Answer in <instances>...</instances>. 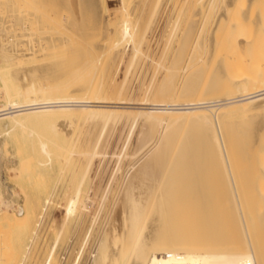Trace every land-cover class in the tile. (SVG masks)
<instances>
[{"label": "bare ground", "instance_id": "obj_1", "mask_svg": "<svg viewBox=\"0 0 264 264\" xmlns=\"http://www.w3.org/2000/svg\"><path fill=\"white\" fill-rule=\"evenodd\" d=\"M23 1L20 2L23 3ZM26 1L27 0H25V2ZM34 1L39 2L45 0ZM47 1L49 2V0ZM101 1L103 0H54V3L51 2L49 6L57 4V8L62 7L63 9L65 4L71 5L74 2V6H69L68 9L74 10L73 25L76 29L81 27L86 29L99 27L109 28V31L112 33L110 34L108 31L109 34L112 35V38H116L114 41H108V46L109 43L113 42V45H110L113 46V50L116 51V49L118 50L116 45L119 42L125 41L124 39L130 41L128 43L129 45L132 44L130 50L132 54L131 60L129 59V64L131 62L133 63V58L138 56L137 54L142 57L144 53L143 46L145 40H147V38L144 39V31L140 32L141 30H139L140 26L137 25V20L134 21L132 16L131 20V17L126 12L125 9L127 6L125 7L126 4L124 3L128 0H120V3L124 4L123 6L125 9L122 5L120 6L123 8H117L119 12L123 9L128 15L116 16L115 9H108L113 19L110 18V20L108 16V19H106V21L104 20L102 23L103 17H101V15L103 14H101ZM20 2L17 0H0V7L14 10L19 7ZM157 2L158 1L155 2L156 5ZM167 2H171L170 5L177 9V15L174 17L173 22L175 25L176 22L178 23L181 14L186 11L188 12V16H186L188 18V26L185 23L186 21L184 22L187 27V31L185 32L188 34L180 41L176 55L173 56L174 58L172 61L170 60L172 63L169 67L170 69H167L166 79L164 77L165 82H162L163 84L161 83L162 85H160L157 90L155 89L154 92L148 87V92L146 91L147 89H144L147 93H141L143 96L137 99V101L130 100V96L128 97L125 95L124 92L127 89L124 91L123 87L126 86L119 84L118 81L116 82L113 79L115 73L110 76L111 74L109 75L104 67L106 70L104 73L107 72V79H105V76L103 79L101 78L103 76L97 74L98 70H101V67L103 69V66H105L103 63L105 62L101 63L103 66H100V64L98 65L99 59H92L93 57L91 60L82 58L81 61V59H79L81 56L79 57L78 53L80 48H74V45L72 46L73 48L69 47L72 53L70 55L67 54L66 57L47 62H42L44 59L39 61L38 58L37 62L39 63L33 64L32 61H34V59L36 60V57L44 56L41 52L42 50L45 49L44 51H47V49H50L49 51L56 52L57 50L54 48L61 47L67 40V37L58 34H55L57 36L54 37L52 32H46L45 35L34 34V43L29 41V45L25 44L21 46V36L9 31L5 22L14 18L18 23L29 21V23L32 22V25L35 23L36 28H42L44 27V25L42 26L43 23H39L42 22V20L39 21L34 13H29L27 17L17 16L16 18L14 16H0V79L2 81L1 88L4 92V95H2L3 101H0V120L7 119L10 124H19L20 126L16 128H20L26 121L43 122V124L50 122L52 127L50 128L55 134H59V131H62L63 133L65 132V136L69 134L71 126L74 127L79 124L84 127L85 131H83V133H85V138H87L88 141L87 149L81 151L86 156V158L84 157L86 164L80 180V187L76 188L73 196L63 203V218L59 228H55L57 231H54V227L52 229L50 226L52 223H49V226H47V231H51L52 233L53 230L54 237L48 248L49 250L47 251L44 264H57L58 260L56 261L55 259L56 256L54 251L57 241L63 231L76 223L75 220L81 217L82 211L86 214V204L84 198H82L81 182L84 176L86 177L85 173L87 168L90 167V164H92L91 162L94 157L102 154V151L99 150V145L102 139L101 136L109 126L108 123L115 119L120 113H127V115L131 114L132 117L127 119V122L129 121L128 127L132 126L137 119H142L140 121H143V128L141 129L139 138H137L139 146L143 147L144 143L147 144L146 141L159 125H164L165 128L163 129L165 130L168 129L166 132L162 130L165 134L161 138L159 145L146 156L138 167L131 170L132 173L125 181L123 180L122 183L120 182L121 185L118 194L114 193L117 196H115L113 201L114 208L111 212V221L109 220L110 223H108L105 230V238L100 240L101 243L98 246L99 249L97 254L95 256L93 255L94 264H264V204H262V206H260L261 204L250 206L252 200L247 202V198L244 203L240 200L239 192L237 191L239 190L237 189L238 185L236 186L235 184L232 157L229 153V148L236 147L238 136L236 137V134L233 132L227 133V131L226 134H224L220 124L221 111L228 113V115L249 114L255 113L258 110L264 111V46L261 45V43L264 42V0H162V3L159 2L158 4L164 6ZM23 5L21 4V7H23ZM152 5H154V3ZM170 5L168 7H170ZM50 7L55 8V6ZM54 10L56 12V9ZM38 11L39 10L36 12ZM173 11L175 10L173 9ZM118 13L117 15H119ZM152 14L153 12L151 15ZM126 17H129L130 20L125 19ZM67 21L68 20H66V22ZM175 25L173 24V26ZM246 26L251 29L246 30ZM197 27V33L204 32L209 35L207 42L210 49L213 46V42H220L225 55L228 56L225 60H232V62L229 61L226 63H228V70L231 71L232 74L238 73L233 78L232 83L230 82L231 85H235L236 94H229V96L224 98L220 97L215 99L197 98V96H195V98L183 100L175 99L178 98L179 95L173 99L172 95H174V93L171 95L172 99L165 97L169 96L171 90L173 91L176 88L173 87V85L175 86V83L173 84V77L176 72H178L177 70L181 63H184V69L188 68L184 60L188 50L187 47L190 36L194 34L193 30ZM36 28H32V30ZM65 28L67 29L68 26ZM65 28L63 30H66ZM35 31H37V29ZM33 33L34 32H32V34ZM101 33L99 35H101ZM170 34L168 33V35ZM197 36L199 38L201 35L196 34V37L194 35L195 38H197ZM204 36H206V34H204ZM39 40H43V43ZM201 40L202 39L199 40L200 43ZM127 41H125V43ZM193 41V43L196 42L195 39ZM66 44L64 45L65 47ZM176 44H178V42ZM69 45L71 44L69 43ZM111 46H109L108 49L112 48ZM145 46L148 47L149 45L146 44ZM189 47H191L190 44ZM197 48H199L198 51H200L203 46L200 48L195 45L194 49V45L192 44L191 51L194 49L198 52ZM37 51H40L41 54L38 55ZM64 51L66 53V50ZM76 51L78 52L76 53ZM115 51V54L112 55V59L115 58V60H117V56L121 53L117 51L116 53ZM67 52L70 53V51ZM108 52L109 51L105 52L106 55ZM196 52H194L195 54L191 57H197ZM44 53L48 54V52ZM65 53H63L64 56ZM60 55L61 54H59V56ZM199 56H201V54ZM49 57L51 56H48V58ZM168 57L170 56L168 55ZM188 57L189 54L187 58ZM51 59L53 58L51 57ZM77 59L81 62L76 61ZM120 59L121 57L119 60ZM196 59L200 60L198 57ZM28 60L29 67H24L23 64ZM148 60L149 63L150 61H154V59L150 60V58H148ZM187 60L186 62L188 63ZM198 60L192 62L197 64ZM203 60L204 59L200 61L201 64L204 63ZM131 65L133 70L135 65L133 66V64H130V68ZM97 66H99L100 69L97 68ZM195 66L197 65H194V67ZM95 67L97 69H95ZM8 70L10 71L9 79L4 77V74ZM126 72H128V70ZM183 74L185 73L183 72ZM200 74L201 70L197 69L193 74L194 77L191 75L184 84L185 91L191 93L195 92V95L197 91L202 92V87H199V82L202 79L198 81ZM95 75L100 76V79L95 80ZM124 81H126L125 78ZM125 83L127 82H124V84ZM220 84H222V81L219 79L215 81L212 86H218ZM200 86H203L202 82ZM191 93L188 95L192 96ZM149 94H151V96H148ZM197 95L199 96V94ZM174 96H176V94ZM128 107H133L134 109L129 110L127 109ZM111 122L109 123L110 125ZM186 125L188 129L184 137L182 136V140L180 134L183 133L182 128L185 129ZM4 126L5 123L4 125L2 124V127ZM20 130L21 129H19V131ZM43 131L44 130H42V132ZM1 132L8 134V127L2 128L0 134ZM34 132V130L30 129L28 134ZM10 133L12 134V132ZM34 134L36 135V133ZM178 134L181 138L179 141H177L176 138ZM14 135L15 134H12V136ZM65 136L63 135V138L67 139ZM260 138L261 140L264 139V135ZM47 140L48 139L43 138V136L41 137V135L37 137V140L34 142L30 141L31 143L26 142V140L23 141V143H18L16 139L14 143L17 145L16 152L18 157L22 161L28 162L29 155L34 153L36 154L35 158L37 157V164L34 169L37 170L38 167L41 168V166H45L48 160L50 161L52 153L49 147L50 144H48ZM108 141L106 143H108ZM261 143V148L256 154L259 163L264 160V140H262ZM59 147L63 148L65 146ZM66 149L68 152L70 151L68 146ZM69 153H71V151ZM72 154L74 153L72 152ZM116 156L118 155L116 154ZM129 157L131 159V156ZM121 158L120 162H122ZM85 161L83 163H85ZM116 162L117 160L113 163ZM32 169L30 170L32 171ZM40 171L41 169L38 172ZM41 172L39 173L40 176L42 175ZM45 173L43 172L41 177H45ZM111 183L110 181L109 185L105 186V188L103 186V192H99V196L100 194L102 195L100 199H97L98 201L95 202V211L93 215H90L92 217L91 222H94L99 216L100 211L102 212L106 207L107 201H109L107 198H109V194L114 190H110ZM101 189L99 190L98 188L99 191H101ZM242 192H244V190ZM114 194L112 193V195H110L113 196ZM257 199H259V197ZM1 203H4L5 206L11 205V203L6 200H3ZM258 203H261V201L259 200ZM30 208H32V206ZM30 210L31 209H28L23 204L20 209L18 208L16 212L12 213L0 208V258L4 257L6 253H9L7 252V248L2 249V246L7 244L4 241L10 238L14 240L20 232L25 230L28 220L30 222ZM108 212L110 213V211ZM90 226L92 225H88L87 228ZM4 234H7V236ZM89 234L90 232L88 231V235ZM62 238H64V236ZM87 238L88 237H86V239ZM72 242L73 241H71V243ZM97 242L99 241L97 240ZM96 250L97 249H95V251Z\"/></svg>", "mask_w": 264, "mask_h": 264}, {"label": "rangeland", "instance_id": "obj_2", "mask_svg": "<svg viewBox=\"0 0 264 264\" xmlns=\"http://www.w3.org/2000/svg\"><path fill=\"white\" fill-rule=\"evenodd\" d=\"M17 1L20 2L23 0H17ZM156 1H158L157 5L155 3ZM39 2H35L34 0H27L25 2V0H24L23 3L22 2L19 3L20 4L19 7H21V4L23 5L25 3L23 5V7H21V8L17 7V9H14V10H9L7 8L5 9V8L0 7V16H2V17H9V16H14L15 18L17 16L18 17H27V16H29V13L30 14L34 13V15H36L38 17L39 21L42 20V22H39L41 24L43 23L42 26L44 25V27H42V28H38V27L36 28L35 23H34L35 24V27H34V24L32 25V22L29 23V21H27L25 23H18L17 21H15L14 18L5 22V25L7 26V29L9 31H11L13 34H17V35L21 36L20 37V39H21L20 45L21 46L25 45V44L29 45V41L32 43L33 39H34V34H44L45 35L46 32L47 33L52 32L54 37L57 36L55 34L64 35L67 37V40L65 38V40H66L65 43L63 45H61V47L59 46V48H62V49L54 48L57 50L56 52L49 51L50 49L49 50L47 49V51H44L45 49L42 50L41 52L44 54V56H42L43 58L42 57H36V60L34 59V61H32L33 64L39 63V62H37L38 58H39V61L44 59V60H42V62L43 61L44 62L52 61V60H56L59 58L61 59L62 57H66L67 54L70 55L72 53L71 48H73V47L78 48V49L80 48L79 52L76 51V53L77 52L79 53V57L81 56L79 59H81V61H82V58L83 59L86 58V60L87 59L91 60L92 57H93L92 59L98 58L100 61V63L98 61V65L100 64V66H103V64H105V66H103V69L101 67V70H103V71L98 70L97 74H99L100 76H103L101 78L104 79V76H105V79H107V75H106L107 72L109 73V75L111 74L110 76H112V74L115 73L114 74L115 78L113 77V79L116 82L118 81L119 84H123V86H126V87H123L124 91L127 89L124 93L128 97L130 96V100H133V101L134 100L137 101V99H139L143 96L142 94H144L146 91L148 92L147 87L149 89L151 88V90H153V92H154L155 89L157 90L158 87L165 82L164 77L166 79V77H167L166 72H168L167 69H170L169 67L171 66V63H172L171 61L174 58L173 56L176 55V53H177L176 51H177V48L180 44V41H182L188 34L187 32H185V31H187L186 25L188 26V18L186 17V16H188L187 15L188 12L186 11V12L182 13L178 23L176 22V25H175V23H173V22H174V17L177 15V9L173 8L170 5L171 2H167V4H165L164 6H161L158 3L159 2L162 3V0H133V1L128 0V1H126V3H124V4H126L125 7L127 6V8L125 9V7L123 6L124 4H121L120 0H103V1H101V14H103V15H101V17L104 18V19L102 18V20H103L102 23L104 22V20L106 21V19H108V16H109V19L110 18L113 19L112 18L113 16L110 15L111 12H108V11H110L111 9H115L116 16H126V14L128 13L130 17L131 16L133 17L134 21L137 20V22H138L137 25L140 26L139 27V30H141L140 32L144 31V39L147 38L148 43H147V40H145V44L143 46L144 53H143L142 57H141V55L137 54L138 56L133 58L134 62L130 63V64H133V66L135 65V68L133 67V70H132V65L130 68V64H129V62L131 60V54H132V51H130L132 48L131 47L132 44L129 45V43H128L130 41H127V39H124L125 41H127L126 43H125V41L119 42L116 45V48L118 47V50L116 49V51L120 52L121 54H119L117 56V58H116L117 60H115V58L112 59V55L115 54L114 53L115 50H113V46L110 45V44L113 45V42L109 43V46H111L112 48L108 49L109 48L108 41L109 42H110V40L114 41L116 37L112 38V35H110L112 33L109 31V28L107 29V27H105V28L99 27V28H93V29L92 28L86 29V28L81 27V28L76 29V27L73 25V19H74L73 11L74 10L68 9L69 6L70 7L74 6V2L71 5L65 4L63 6V9L61 6H60L61 8H57V6H56L57 4L56 5L55 4L50 5V6H55V8L50 7L49 4H51V2L54 3V0H49L50 3L47 0L39 1ZM153 3L155 6L152 5ZM136 4H138V5H136ZM120 5H122L124 7V9L126 10L127 13L124 12L123 9L120 10V12H119V9L117 10V8L121 9L122 6H120ZM169 5H170V7H168ZM142 6H144V7H142ZM153 7H154V10L156 12L153 10ZM155 7H156V9H155ZM157 7H159V8H157ZM52 9L53 10L56 9V12H55V10L53 11ZM66 9H67V11H66ZM108 9H110V10H108ZM127 9H128V11H127ZM150 9L153 11H151ZM173 9L175 11H173ZM37 10H39V11L36 12ZM167 10H169V11H167ZM116 11H117V13L119 12L118 13L119 15H117ZM152 12H153V14L151 15ZM157 12L160 14H158ZM107 13H109V14H107ZM149 14H150V16H149ZM68 15H69V17H68ZM172 16H173V18H172ZM132 17H131V20H132ZM169 17H171V18H169ZM125 19H129V17L128 18L126 17ZM66 20H68L70 22H68V21L66 22ZM134 21H131V22H134ZM184 22L186 23V25ZM46 24H48V25H46ZM62 24H63V26L64 25L68 26V28L66 29L65 28L66 26L63 27ZM173 24L175 26H173ZM45 26H46V28H45ZM172 26H173V28H172ZM32 28H36L37 31H35L36 29L32 30ZM64 28L67 31L63 30ZM95 29H97L98 31ZM169 29L172 31H170ZM196 29H198V27L195 28V30ZM245 29L250 30L251 28L246 26ZM42 30H43V32H42ZM164 30H166V31H164ZM195 30H193L194 34H192V36H190L189 44L191 47H189V44H188V47H187L188 50H187L186 57L184 60V62L186 63V67H188V68L184 69L183 67L185 65L183 62L181 63V65H180L181 70L179 67V69L177 70L178 72H176L175 76L173 77V81H174L173 84L175 83V86L173 85V87L174 88L176 87V88L175 89L173 88L174 92L171 90V92L169 93L170 95L165 96V97H169L171 99L173 97V99H174L175 97H177V95H179L178 98H175V99L183 100V99H188V98H195V96H197V98L200 97V98H206V99H212V98L215 99V98H220V97L224 98L226 96H229V94L230 95L236 94L237 92L235 91V88H234L235 85H231V83L233 81V78L238 73L232 74L231 71L228 70L229 69L227 66L228 63H226V62H229L230 60H225V58L228 56L225 55L224 50L222 49V44L220 42L219 43L213 42V46L210 49L208 42H207L209 35H207V33H204V32H201V33L198 32L197 33L198 30H196V32H195ZM108 31L110 32V34ZM168 31H170L171 34ZM32 32H34V33L32 34ZM100 33H101V35H99ZM168 33L170 35H168ZM196 34L201 35L200 37H202V38H200V37L198 38V36H197V38H195ZM204 34H206V36H204ZM194 35H195V37H194ZM180 38H182V39H180ZM194 39L197 43L196 42L193 43ZM200 39H202L201 43H202L203 48H202L201 43L199 41ZM42 41L43 40H41L40 42H42ZM66 42H67V44H66ZM177 42H178V44H176ZM69 43L71 45H69ZM65 44H66V47L64 46ZM146 44L149 46L148 47L145 46ZM192 44L194 45V49H195V45H196V47H200L202 49L200 51H198L199 48H197L198 52H196L194 49H193V51H191ZM261 45L264 46V42H262ZM37 47H38V45H37ZM69 47H71V48H69ZM97 47H99V48H97ZM64 50H66V53ZM105 50L109 51L107 53V55L105 53L106 52ZM67 51H70V53H68ZM41 52L37 51L38 55H40ZM44 52H48V54L44 53ZM88 52H90V53H88ZM171 52H173V53H171ZM194 52H196L197 57L200 58V60L196 59L197 57H194V58L191 57L193 54H195ZM63 53H65V56ZM87 53H88V55H87ZM59 54H61V55L63 54V55L59 56ZM82 54L83 55L85 54V55L83 56ZM95 54L97 57L95 56ZM171 54H173V55H171ZM188 54H189L190 58L189 57L187 58ZM200 54L202 57L199 56ZM168 55L170 57H168ZM48 56H51L53 59H51V57L48 58ZM53 56L55 57V59ZM120 57H121V59L119 60ZM164 57H166V58H164ZM102 58L103 59L105 58L106 60L105 59L103 60ZM148 58H150V60L154 59L155 62L150 61V63H149ZM45 59H48V60H45ZM202 59H204L203 60L204 63L201 64L200 61H202ZM101 60H103V61H101ZM159 60H161L162 63ZM164 60H166V61H164ZM186 60L188 61V63L186 62ZM195 60H198L197 64H194L192 62V61L195 62ZM76 61L79 62L80 60L77 59ZM102 62H105V63H103L101 65ZM230 62H232V60ZM192 63H193V66H192ZM23 65H24V67H29V60L27 62H25ZM194 65H197V66H195L196 68L194 67ZM113 66L116 68H114ZM161 66H163V67H161ZM190 66H192L194 68H192V67L189 68ZM104 67L107 70V72H105V73H104V71H106V70L104 69ZM97 68H99V66H97ZM97 68L95 67V69H97ZM197 69L201 70V74L198 77V81L200 79H202L199 82L200 83L199 87H202L201 88L202 92L201 91L196 92L197 94H199V96L197 94L195 95V92L191 93V92H187L184 90L185 82L191 77V75H192V77H194L193 74L195 73V71ZM127 70H128V72H126ZM163 70H164V72H163ZM189 71H190V73H189ZM7 72H8V74H7ZM183 72L185 74H183ZM123 75L124 76L127 75V76L124 77ZM185 75H186V77H185ZM100 76L95 75L94 79L99 80ZM4 77L7 79L10 78V71L9 70L6 71V73L4 74ZM124 78L126 81H124ZM121 79L124 82H127V83H125L126 85L124 84V82ZM219 79L222 81V84H220L218 86H212V84ZM121 81H122V83H121ZM201 82H202L203 86H200ZM1 86H2V81L0 79V94L2 92V94L0 95V101H3L2 95H4V92L1 88ZM178 86H180V87H178ZM144 89L145 90L147 89V90L144 91ZM172 93H174V95L176 94V96L172 95ZM189 93H191L192 96H189L190 95ZM171 95H172V97H171ZM181 95H182V98H181ZM184 95H186V96H184ZM148 96H151V94H149ZM148 98H152V97H148ZM127 109L132 110L134 108L128 107ZM131 117H132L131 114L127 115V113L118 114L115 117V119L111 120L112 122L110 121L112 126L109 124L110 123L109 122L108 123L109 126L107 127V130H105V133H103V135L101 136L102 137L101 143H100L101 147L99 145V150L102 151V154L96 155L94 157L95 160L94 159L92 160V162H91L92 164H90V167L87 168V171L85 173L86 177L84 176V179L81 182L82 198H84V200H85V204L87 207V209L85 207V213L87 215L84 214V211H82L81 217H79L77 220H75L76 223L74 222L75 226L74 225L70 226L68 228L69 231H68V229L63 231L62 235L60 236L59 240L56 243V247L54 250L55 256H56L55 259H56V261L58 260L57 264H63V263L64 264H94V262H93L94 256L97 254V251L99 249L98 246L101 243L100 240L105 238V236H104L105 230L108 226V223H110L109 220L111 219V216H112L111 212L113 211V208H114V206H113L114 202L113 201L115 199V196H117L115 194H118L122 181L123 180L125 181L128 178V176L132 173L131 170H134L136 167H138L144 161L146 156H148L150 154V152L159 145L161 138L163 137L166 130L168 129L167 128L165 130V129H163V128H165L164 125H162V126L159 125V127L155 129L156 132L154 131L152 133V135H150L151 138L149 137V139L146 141L147 144L144 143L143 147H142V146L138 145V139L137 138H139L141 129L143 128L142 127L143 121H140V120H142L141 118L137 119L132 126L128 127L129 121L127 122V119H130ZM220 122H221L220 124H221V128L223 129L224 134H226V131H227V133L233 132L234 134H236L235 135L236 137L238 136L237 137L238 142H237L236 147L235 148H229V153L232 157L233 173H234V177H235V184H236V186L238 185L237 189H239V190H237L239 192V198H240V200L243 201V203H244V201L246 202L247 198H248L247 202L252 200L251 201L252 204L250 206H253L254 204L255 205L261 204L260 206H262V204H264V194H261V193H264V160H262V162L259 163L256 154L258 153V150L261 148L262 140H264V139L261 140V138H260V137H262V135H264V134H262V133H264V111L258 110L255 113L237 114V115H228V113H224L221 111ZM4 123H5V126L2 127V124L4 125ZM39 123H42V124H39ZM39 123L26 121L25 124H23L20 128L19 127L16 128L17 126H20V125L19 124H17V125L16 124L15 125L10 124V123H8L7 119H1L0 120V130H2V128L4 129L6 127H8V129H9L8 134H4L3 132H1V134H0V208H2L5 211H8L9 213L10 212L12 213V212H16L18 208L20 209V207L23 204L28 209H31L30 210V222L28 220V223L26 225L25 230L20 232L17 235V237L14 238V240L11 238L10 239L8 238L9 240L4 241L7 244H5V246H2V249L7 248V252H9V253L8 254L6 253L4 257L0 258V264H44L47 251L49 250L48 248L50 247L51 242L53 241V237H54L53 230H52V233H51V231H47V226H49V223H52L50 226L52 227V229L54 227V231H57V229L59 228V225L61 223V220L63 218V203L65 201L69 200L73 196V193H74V191H76V188L80 187V180H81V177L83 174V170L85 168L84 166L86 164V161H85L86 156L81 151L87 149V143H88L87 138H85L86 137L85 133H83V131H85L84 127L82 125H81L82 126L81 127L79 124H77L78 126L77 125H75L74 127L71 126L70 130L67 128L69 130V134L67 136L70 137V138H68L67 136H65V132L63 133L62 131H59V134H57V133L55 134L51 129L52 127L50 125V122L44 123L45 125L43 124V122H39ZM19 129H21L23 132L21 130L19 131ZM30 129L34 130L35 131L34 133H36V135L34 133L28 134ZM109 129H110V131H109ZM182 129L184 131L182 130L183 133H181L182 135L180 134V136L183 140V137H184V135L188 129L187 125L185 126V129L184 128H182ZM42 130H44V131L42 132ZM162 130L165 132H162ZM24 131L27 133H25ZM10 132H12V134H15V135L12 136V134ZM16 132L18 135L16 134ZM60 132H62V133H60ZM38 133L41 135V137L43 136V138L48 139L47 141H48V144H50L49 147H50L52 153H51L50 161L48 160V162L46 163L45 166H41V168L38 167V169L36 170V169H34V167L37 164L36 163L37 157L35 158L36 154H34V153L30 154L29 153L30 154L29 155V161L28 162L22 161L17 155V152H16L17 145L14 142L16 139H17L18 143H23V141H25V140H26V142H30V141L34 142L35 140H37V137H40V135ZM49 135H51V136H49ZM63 135L67 139L63 138ZM16 136H17V138H16ZM78 138H79V140H78ZM81 138H82V141H81ZM176 138H177V141L181 140V138L179 137V134L177 135ZM83 140H84V142H83ZM107 141H108V143H106ZM80 142H81V144H80ZM103 142H104V144H103ZM124 143H125V145H124ZM58 145L59 146H65L66 148L68 146V148H70L71 153H69L70 151L68 152V150L65 147L60 148ZM104 146H106V147H104ZM124 147H125V149H124ZM64 148L66 149V151ZM72 152L74 154H72ZM78 153L81 155H79ZM124 153L126 154V157H125ZM116 154L119 157L116 156ZM127 154L129 156H131V159ZM117 157H118V159H117ZM67 158H69V159H67ZM120 158H121L122 162H120ZM116 160H117V162L113 163ZM84 161H85V163H83ZM136 161H137V164H136ZM113 164H116V165H113ZM30 169H32V171ZM40 169L44 173L46 172L44 174L45 177L44 176L41 177L43 175V172H41V171L40 172L42 175L41 176L39 175L40 172H38V171ZM29 170H30V172H29ZM33 170L34 171L36 170V171L34 172ZM88 171L90 174L88 173ZM37 172H38V174H37ZM41 178H43V179H41ZM44 178H46V179H44ZM106 179H108L112 182L111 186H110V190L114 189L113 190L114 192L112 190L111 191L113 194L114 193L115 194L113 196H111L112 193H110L111 191L109 192L111 195L109 194V198H107V200L109 199V201H107L108 203H107L106 207L104 208L105 210L103 209L102 212L100 211L99 216L96 218V220H94V222H95L94 223V222H91L92 217L90 215H93V213L95 211V207H96L95 202H97L98 201L97 199H100V196L102 195V194H100V196H99V192H103L102 191L103 186L105 188V186L109 185V183H110V181H108ZM41 181H43V182H41ZM106 182H108V183H106ZM104 183H105V185H104ZM111 187H113V188H111ZM98 188H99V190L102 188L101 191H99ZM243 190L246 193L242 192ZM240 194H242V195H240ZM90 195H92L94 197H92ZM258 197H259V199H257ZM252 198H254V199H252ZM3 200L10 202L11 205L5 206L4 203H1ZM259 200L261 201V203H258ZM31 206H32V208H30ZM108 211H110V213ZM90 224L92 226L87 228V226ZM104 226H105V228H104ZM55 228H57V229H55ZM90 229H91V231H90ZM86 230H88L90 232L89 235H88V231H86ZM80 231H81V233H80ZM65 234H66V236H65ZM4 235L7 236V234H4ZM75 235H76V237H75ZM85 235H87V236H85ZM63 236H64V238H62ZM86 237H88V238L86 239ZM97 240L99 242H97ZM71 241H73V242L71 243ZM95 249H97V250L95 251ZM66 250H68V251H66Z\"/></svg>", "mask_w": 264, "mask_h": 264}]
</instances>
